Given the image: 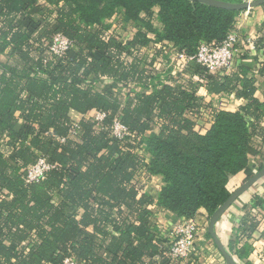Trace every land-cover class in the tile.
<instances>
[{"label": "trees", "instance_id": "1", "mask_svg": "<svg viewBox=\"0 0 264 264\" xmlns=\"http://www.w3.org/2000/svg\"><path fill=\"white\" fill-rule=\"evenodd\" d=\"M240 13L190 0H0V264L192 258L170 259L154 217H211L231 197L234 177L243 174L245 184L264 168V104L256 97L264 25L258 77L244 62L251 49L236 70L214 76L192 63L178 80L163 65L173 49L193 56L203 43L223 42ZM57 34L71 43L62 58L49 53ZM201 88L247 104L216 111ZM71 111L84 116L76 128ZM116 120L131 134L124 141L113 137ZM199 121L211 125L205 134ZM41 158L58 168L27 184V168ZM155 176L164 183L156 205L142 183ZM263 216L264 199L255 197L228 245L244 264Z\"/></svg>", "mask_w": 264, "mask_h": 264}, {"label": "crops", "instance_id": "2", "mask_svg": "<svg viewBox=\"0 0 264 264\" xmlns=\"http://www.w3.org/2000/svg\"><path fill=\"white\" fill-rule=\"evenodd\" d=\"M155 17L157 16L159 10L155 9ZM142 18H145V15H142ZM236 27L239 30L240 33L244 34L245 36L251 37L253 39H257L259 36V33L262 29V26L264 25V6L255 8L254 10L250 11H243L236 17ZM155 27L160 28V25H158L157 22H154ZM262 52L257 50L256 48L251 49L248 55V59L244 61L246 64H248L251 67H256V71L254 72L257 76V68L260 63L259 58H261ZM169 61L163 65V68H165L166 74L173 75V77L177 78L178 80L187 79V75H185L184 70H177L172 71V69L169 67ZM258 77V76H257ZM105 84L108 83V81H104ZM257 93L256 97L259 99V101L264 104V80L260 77H258L257 82ZM132 88H135L133 86L130 87L129 90ZM138 89L137 87L135 88ZM129 90H123L126 91L124 94H127ZM200 95L205 99V101H211L213 108H216V111H227V112H238L241 107L245 106L247 104L246 101L242 99H237L234 95H228V94H211L207 89L201 88ZM219 103V106H214V103ZM96 113V112H95ZM71 120L73 122L79 123L84 116L81 114L71 111L69 114ZM201 125L197 124L196 131L199 130V127H206V130H204L202 134H205L211 127V125L207 122L199 121ZM155 133H158L159 130L156 129L154 131ZM141 156L149 160V156L144 152H139ZM251 168L253 172L257 170V165L253 159H251ZM243 174L241 176H236L232 179L231 182V193H234L237 191L242 185H243ZM164 183L162 177H151L149 184L145 187L144 193L151 196L155 200V205L157 202L158 194L160 193L161 189L163 188ZM255 197H260L264 199V179L257 184H255L250 190L245 192L234 204L233 206L223 215V217L220 219L216 226V233L223 243V245L226 247L229 245V243L232 240V237L234 235L235 230L239 227V224L243 217L246 214L247 209L251 206L253 200ZM159 216H155L156 223L160 224V226L164 225L166 227H172V225L178 221L177 216H175L171 212L167 211H159ZM156 215V214H155ZM208 218V214L205 210L199 211L198 219H204ZM162 224V225H161ZM253 245V252L249 257V262L251 264H264V216L262 218V221L259 225L258 231L254 234L253 240L250 241Z\"/></svg>", "mask_w": 264, "mask_h": 264}, {"label": "built area", "instance_id": "3", "mask_svg": "<svg viewBox=\"0 0 264 264\" xmlns=\"http://www.w3.org/2000/svg\"><path fill=\"white\" fill-rule=\"evenodd\" d=\"M255 41V39L240 33L235 26L223 42L203 43L199 46L197 53L193 56L177 49H173L169 57V67L172 71H177L179 69L183 70L192 63H196L202 66L209 76L218 75L223 71L236 70V62L246 50L255 48ZM70 44L68 38L61 34H57L49 46V53L54 57L62 58L67 52ZM160 62L163 63L162 60H160ZM106 117V113L100 112L97 114L95 120L102 123ZM77 126L78 123L75 122L74 128ZM112 134L117 141H124L131 136L127 127L120 120L114 122ZM254 142L259 150L262 149L260 138L255 137ZM57 168L56 165L48 162L46 158H41L35 165L27 168L26 183H39ZM142 183L144 186H147L149 184V178L143 179ZM177 220L178 221H176L171 227L172 229L168 231H162L163 228L159 225L158 226L170 246V259L173 261L179 259L187 260L196 250L195 245L199 236L200 228L195 220ZM65 264L75 263L72 260H67Z\"/></svg>", "mask_w": 264, "mask_h": 264}, {"label": "water", "instance_id": "4", "mask_svg": "<svg viewBox=\"0 0 264 264\" xmlns=\"http://www.w3.org/2000/svg\"><path fill=\"white\" fill-rule=\"evenodd\" d=\"M192 2H199L214 8L228 10V11H249L254 8L264 6V0H256L252 3L234 4L223 0H190ZM264 179V168L255 174L249 181L243 184L237 191L232 193L227 202L221 206L210 218L208 232L219 252L222 254L227 264H239L235 258L229 253L226 247L223 245L216 233V226L223 215L233 206V204L248 190H250L255 184Z\"/></svg>", "mask_w": 264, "mask_h": 264}, {"label": "rangeland", "instance_id": "5", "mask_svg": "<svg viewBox=\"0 0 264 264\" xmlns=\"http://www.w3.org/2000/svg\"><path fill=\"white\" fill-rule=\"evenodd\" d=\"M223 1H225V0H223ZM254 1H256V0H230V1L228 0L226 2L234 3V4H241V3L254 2ZM254 9H251L250 11H252ZM150 36H151L150 38H154L152 35H150ZM3 61L7 62V59H3ZM123 92L125 93L126 91H123ZM218 104L219 103L215 102L214 106L215 105L219 106ZM214 109H216V108H214ZM197 124L201 125L200 123H197ZM204 130H206V127L200 126L199 130H197V131L202 134V133H204L203 132ZM159 214H160V212H158V214H156L155 216H157V215L159 216ZM211 217H208V218L203 217L204 219H201L198 221H196V219H194L199 224V228H200L199 236H198V239H197V242L195 245L196 250H195L192 258L191 259L189 258L186 262H183L182 264H227L225 259L222 256V254L217 249L213 239L211 240L208 236L209 222H210ZM154 219H155V217H154ZM158 225L160 226V224H158ZM160 227L163 228L162 231H164V230L168 231V230L172 229L171 226L166 227V226L162 225ZM226 249L228 250V246H226ZM235 260L239 264H244L243 262H240L236 257H235Z\"/></svg>", "mask_w": 264, "mask_h": 264}]
</instances>
